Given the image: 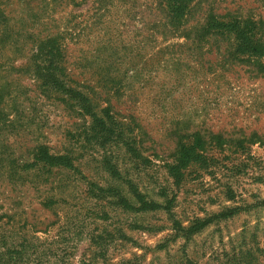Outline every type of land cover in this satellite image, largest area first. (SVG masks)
<instances>
[{"label": "rangeland", "instance_id": "1", "mask_svg": "<svg viewBox=\"0 0 264 264\" xmlns=\"http://www.w3.org/2000/svg\"><path fill=\"white\" fill-rule=\"evenodd\" d=\"M111 1L100 2L105 16L69 44L71 59L89 58L115 31L126 45L143 29L132 24L128 5ZM230 2L264 20V0L221 5ZM97 7L98 0L62 1L55 26L91 21ZM222 50L178 62L175 81L160 70L146 88L145 77L133 79V90L111 94L107 104L97 95L95 110L109 105L104 136L74 117L73 134L64 136L61 106L45 100L41 121L15 140L17 154L40 142L70 152L75 170H52L35 187L0 177V264H264V73L223 64ZM194 131L202 151L181 167L176 144L190 145L179 137Z\"/></svg>", "mask_w": 264, "mask_h": 264}, {"label": "trees", "instance_id": "2", "mask_svg": "<svg viewBox=\"0 0 264 264\" xmlns=\"http://www.w3.org/2000/svg\"><path fill=\"white\" fill-rule=\"evenodd\" d=\"M62 1L78 7L84 0H41L38 4L34 0H0V177L14 187L42 184L46 181L43 176L52 170H75L70 152H50L40 142L17 154L21 147L15 140L20 134H30L33 121H41L38 107L47 105L45 100L61 106L67 126L64 136L75 130L71 127L77 124L69 123L73 117L89 132L104 136L106 122L111 121L109 105L95 110L97 95L104 94L107 104L111 94L124 96L133 90V79L145 77L142 88H146L160 70L168 71L175 81L179 73L175 64L201 58L210 47L218 53L224 44L225 50L219 54L223 64L244 62L264 73V20L236 2L223 7L222 0H117L128 5L125 11L131 22L142 23L143 29L137 28L126 45L115 31L113 42H102L89 58L80 60L71 59L69 44L105 16V9L100 13L103 0H98L91 21L71 18L59 28L55 23L62 17L54 15ZM143 55L146 60H141ZM16 61L22 62L15 67ZM19 74L27 77L29 89L18 84ZM32 89L37 95L30 94ZM179 138L192 141L190 145L176 144L177 163L183 167L199 158L203 141L196 131Z\"/></svg>", "mask_w": 264, "mask_h": 264}]
</instances>
